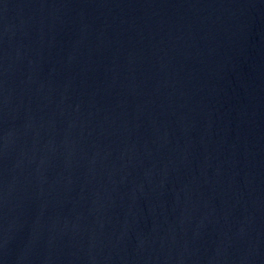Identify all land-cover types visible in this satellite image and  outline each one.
I'll use <instances>...</instances> for the list:
<instances>
[{
	"label": "water",
	"instance_id": "water-1",
	"mask_svg": "<svg viewBox=\"0 0 264 264\" xmlns=\"http://www.w3.org/2000/svg\"><path fill=\"white\" fill-rule=\"evenodd\" d=\"M0 264H264V0H0Z\"/></svg>",
	"mask_w": 264,
	"mask_h": 264
}]
</instances>
